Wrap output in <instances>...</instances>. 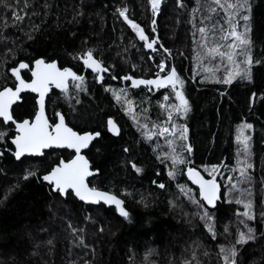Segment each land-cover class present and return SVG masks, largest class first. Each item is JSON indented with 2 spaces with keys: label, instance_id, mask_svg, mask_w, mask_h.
I'll return each instance as SVG.
<instances>
[{
  "label": "trees",
  "instance_id": "1",
  "mask_svg": "<svg viewBox=\"0 0 264 264\" xmlns=\"http://www.w3.org/2000/svg\"><path fill=\"white\" fill-rule=\"evenodd\" d=\"M199 2L206 10L208 0ZM252 2L253 15L259 21L254 26L252 55L264 60V0ZM28 4L27 14L20 13L24 19L15 25L12 9L0 7V84L5 83L6 76L7 84L13 83L8 69L20 61L31 62L40 57L56 60L59 66L70 67L85 77L87 91L78 95L70 81L74 95L71 101L52 89L47 97V114L51 121L55 102L56 110L65 115L71 127L101 133L86 151L99 169L90 180L123 199L131 219L129 222L121 217L115 207L86 205L73 196L61 197L51 192L40 177L58 155L68 158V150H48L44 156L16 160L11 144L15 127L0 124V131L7 134L6 139L0 140V264H183L186 259L192 260L194 254L199 264H223L220 246L234 244L237 230L247 231L240 224L245 218L237 215L243 211L237 199H250L255 212V219L248 222L254 229V239L236 245L237 264H264V218L260 215L264 211V64L253 65L251 81L237 77L229 85L217 83L216 79L225 74L227 62L194 58L200 51L198 29L206 14L198 11L193 18L197 0H162L155 16L148 0H28ZM118 7L126 8L129 19L157 40L156 52L143 47V41L116 11ZM4 17H8L7 28L3 27ZM89 49L109 69L100 74L103 80L99 83L94 79L96 74L79 59V54ZM161 60L169 68H176L190 106L186 115H173L174 122L188 128L187 143L192 153L182 154L191 160L190 166L200 169L206 177L205 166H219L214 175L222 186V197L214 207L200 208L180 193L178 185H184L200 200L187 178L188 165L179 166L176 177L170 178L167 173L171 161L161 155L169 151L165 137L144 136L141 125L147 124L148 130L156 133L158 129L151 128L153 123L167 126V112L160 104L176 103L171 86L132 88L131 81L121 79L125 75L153 79ZM22 75L27 80L31 73L24 70ZM106 88L110 90L105 91ZM111 89H125L127 96L118 102ZM35 97L22 94V100L12 109L17 119L34 115ZM126 100L132 103L129 105ZM109 118L120 126L118 136L107 131ZM244 123L253 126L244 130L250 137L248 159L253 167L247 170L249 179L241 180L236 171L240 149L236 135ZM176 143L179 151L180 142ZM129 161L141 172L137 173ZM26 169L37 175L22 179ZM229 176L235 188L229 183ZM159 183L165 188L160 189ZM204 211L212 216L208 223L215 239L200 219ZM72 228L84 231L74 233ZM80 237L88 247L80 243ZM49 240L51 244L47 243Z\"/></svg>",
  "mask_w": 264,
  "mask_h": 264
},
{
  "label": "snow or ice",
  "instance_id": "2",
  "mask_svg": "<svg viewBox=\"0 0 264 264\" xmlns=\"http://www.w3.org/2000/svg\"><path fill=\"white\" fill-rule=\"evenodd\" d=\"M148 2L151 5L153 16H155L160 9L161 0H148ZM0 7L12 9L10 15L12 23L15 25L24 19V16L20 15V13L24 12L26 15L29 4L28 0H22V2L16 4H12L10 0H0ZM116 11L124 18L131 29L135 31L139 40L143 41V47L156 52L157 48L154 45L157 44V40L146 35L140 24L129 19L126 15L127 9L118 7ZM198 11L201 13L206 12V14L198 29L201 37L199 41L200 51L194 58L197 60L208 59L211 61L218 59L221 64L225 61L227 62L224 66L225 74L222 79H216L217 83L229 85L237 77L241 80L251 81L253 65L264 64V60L254 59L252 55L253 48L255 47V41L253 39L254 26L259 23L253 15L254 4L252 0H208L206 2V10L205 6L201 5L199 0H197V6L192 9L193 18H195V14ZM221 12L223 13L222 16L220 15ZM155 23L156 21L153 19L152 24L155 25ZM3 27H8V17L3 18ZM152 31L155 32V27H153ZM160 47L162 48L163 46L161 45ZM163 50L165 52L169 51L166 48ZM79 59L83 61L84 67L91 69L92 73L96 74L94 79L98 83L103 80V76L100 74L109 71L101 61L94 57L91 49L79 54ZM157 68L159 71L156 73L154 79H137L131 75H125L121 79L131 81L132 88L140 85L154 86L155 88L171 86L176 103L167 105L160 104V107L164 108L167 112V126H160L157 123H153L151 128L158 129V133L148 130L147 124L141 125V127L145 129L144 136L146 139H151L153 135L157 134L165 137L169 151L161 155L165 160L170 159L171 167L167 174L170 178H175L179 166L191 165V160L187 159L182 152L191 155L192 147L187 143L188 128L184 124L174 122L173 115L175 114L178 118L186 115L190 110V106L188 100L185 98L184 92L181 90L184 81L177 74L176 68H169L165 60H161L157 64ZM21 70L30 72V78L26 80L22 76ZM8 71L14 77V81L11 85H8L6 76L5 83L0 84V124L15 126V135L11 137V144L14 145L12 155L17 160H20L21 157H25L26 155L44 156V150H70L67 152L68 158H65L63 155H58L55 161L50 163L49 169L40 177L42 181L47 182L49 190L61 197L73 196L82 202L98 204L102 201L105 205H115L119 215L130 222L131 218L123 206V200L109 191L100 190L89 179L94 178L99 173V169L95 168L89 158L83 154V150L89 149L90 144L96 138L100 137L101 133L84 129L76 130L74 127L69 126L66 122L65 115L56 110L55 102H53V119L50 121L46 115L48 107L46 96H48L53 86L55 89H59L60 93L67 100L71 101L74 95L70 91L69 80L72 82V88L75 89V94L78 95L80 91H87L84 83L85 77L78 75L70 67L58 66L56 60H46L43 57L36 58L31 62L20 61L17 66L11 67ZM161 73L166 74L161 75ZM116 78L112 76V79ZM25 90L36 94L34 115L29 118L17 119L11 110L12 105L16 101L22 100L21 93ZM109 90L107 88L105 89V91ZM111 91L113 97L118 102L122 96H127L125 89H120L118 92L114 89H111ZM253 95L255 94L253 93ZM168 99L169 96L166 95L164 100L167 101ZM75 102L80 103L79 99H76ZM126 103L130 105L132 102L126 100ZM125 111H128V109L125 108ZM107 126L109 132L114 134L118 132L117 126L111 118L108 119ZM252 127L251 124L244 123L237 130L236 140L240 145V149L236 161V171L241 180L249 179L247 170L253 167L248 159L250 151L248 142L250 137L244 131ZM6 136V132L0 131V140L6 139ZM177 141L180 142L179 151L177 149ZM124 151L127 152L128 149L125 148ZM0 155H3V153H0ZM129 164L137 173L141 172V168L134 162L129 161ZM204 171L208 173L209 178L206 179L194 166H189L186 169L188 179L194 185L198 186L200 200H197L192 195L191 189L186 188L184 185H178L180 193L191 204L197 205L200 208H204L206 205L215 206L216 201L219 199L218 193L220 186L214 175V173L219 171V166L212 165L210 168L205 166ZM36 175V171L26 169L22 179L27 180L29 177ZM227 179L229 183H232V187L235 188L236 184L233 182V178L229 176ZM153 184H156V181H153ZM157 186L160 189L165 188V184L163 183H159ZM141 199L143 200V197ZM236 203L243 205V211L238 212L237 215L245 218L240 220V224H243L247 231L237 230L234 244L231 246H220L219 256L223 264H237L236 257L238 249L236 245L242 246L247 241L254 239V229L248 224L249 221L255 219L253 202L250 199H237ZM260 215L264 218V211ZM200 219L206 222L205 227L208 228V231L212 233L213 239H215V232L208 223V221L212 220L209 212L204 211ZM69 227H72L71 224H69ZM99 230L102 232L103 228ZM72 231L76 233L78 231L83 232L84 230L72 228ZM225 231H228L227 227ZM47 243L51 244L52 241L49 240ZM80 243L84 247H88L83 237H80ZM207 254V252L204 253V255ZM193 262L199 264V261H196L195 254L192 260L186 259L183 264H193ZM84 264H91V262L84 261Z\"/></svg>",
  "mask_w": 264,
  "mask_h": 264
},
{
  "label": "water",
  "instance_id": "3",
  "mask_svg": "<svg viewBox=\"0 0 264 264\" xmlns=\"http://www.w3.org/2000/svg\"><path fill=\"white\" fill-rule=\"evenodd\" d=\"M98 60V59H97ZM58 63V62H57ZM58 66H59V64H58ZM86 68V67H85ZM86 69H88V68H86ZM91 73H92V71H91V69H88ZM24 70H21V74H22V72H23ZM23 76V75H22ZM70 81L71 80H69V85H70ZM52 89H55L54 88V86H53V88H51L50 89V91H49V94H50V92L52 91ZM57 90H59V89H57ZM60 91V90H59ZM24 93H31L30 91H28V90H25L24 92H22L21 93V96H22V94H24ZM31 94H33V95H35L36 96V94L35 93H31ZM48 94V95H49ZM47 97L48 96H46V101H47ZM21 101V100H20ZM20 101H16L13 105H12V109H13V107H14V105H16L17 103H19ZM11 109V110H12ZM46 115L48 116V114H47V112H46ZM49 118V117H48ZM114 122H115V124H116V126H117V129H118V132L117 133H111V132H109L108 131V126H107V131L111 134V135H113V136H118L119 135V133H120V126H119V124L114 120V118H111ZM67 122V121H66ZM70 126V125H69ZM15 127V126H14ZM99 138V137H98ZM98 138H96V139H98ZM95 139V140H96ZM94 140V141H95ZM93 141V142H94ZM92 142V143H93ZM92 143L90 144V146H89V148L91 147V145H92ZM13 148H14V145H13ZM59 150H62V149H59ZM88 149H86V150H83V154L84 155H86V151H87ZM44 151H48V150H44ZM68 151H70V150H68ZM27 156V155H26ZM25 156V157H26ZM39 157V156H38ZM86 157H87V155H86ZM23 157H21V159H22ZM88 158V157H87ZM17 160V159H16ZM91 162V161H90ZM92 163V162H91ZM190 165H188L187 167H189ZM187 169V168H186ZM206 179L208 178V177H206L205 175H204V173L200 170V169H198V168H196ZM97 175V174H96ZM187 175V174H186ZM188 178V177H187ZM90 179V178H89ZM189 180V179H188ZM189 182L197 189V191H198V195H199V189H198V186L197 185H194L190 180H189ZM218 182V181H217ZM45 183H47V182H45ZM218 184H219V186H220V188H219V193H218V195H219V199L216 201V203H215V206L218 204V202L221 200V197H222V186H221V184H220V182H218ZM100 189V188H99ZM100 190H102V191H106V190H103V189H100ZM118 197V196H117ZM118 198H120V197H118ZM200 198V197H199ZM76 199H78V198H76ZM121 199V198H120ZM121 200H123V199H121ZM82 202V201H81ZM124 202V201H123ZM84 204H86V205H99V204H104L102 201L100 202V203H98V204H93V203H88V202H83ZM105 205V204H104ZM106 206H108V207H115V205H106ZM123 206H124V204H123ZM207 206V205H206ZM208 207H214V206H208ZM125 210H126V208H125ZM127 211V210H126Z\"/></svg>",
  "mask_w": 264,
  "mask_h": 264
},
{
  "label": "rangeland",
  "instance_id": "4",
  "mask_svg": "<svg viewBox=\"0 0 264 264\" xmlns=\"http://www.w3.org/2000/svg\"><path fill=\"white\" fill-rule=\"evenodd\" d=\"M161 1H162V0H161ZM160 5H161V3H160ZM158 12H159V11H158ZM158 12H157V13H158ZM157 13H156V14H157ZM153 79H154V78H153Z\"/></svg>",
  "mask_w": 264,
  "mask_h": 264
}]
</instances>
